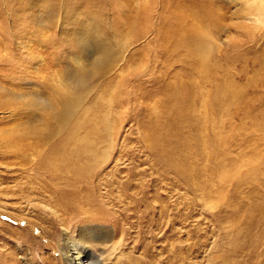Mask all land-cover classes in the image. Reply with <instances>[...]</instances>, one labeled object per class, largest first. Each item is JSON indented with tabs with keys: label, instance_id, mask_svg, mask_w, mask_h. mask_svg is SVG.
Masks as SVG:
<instances>
[{
	"label": "rangeland",
	"instance_id": "rangeland-1",
	"mask_svg": "<svg viewBox=\"0 0 264 264\" xmlns=\"http://www.w3.org/2000/svg\"><path fill=\"white\" fill-rule=\"evenodd\" d=\"M202 1L208 68L183 4L0 0V264H64V231L95 223L97 264H264V140L252 177L233 102L264 112V0ZM215 99L232 147L214 173Z\"/></svg>",
	"mask_w": 264,
	"mask_h": 264
},
{
	"label": "bare ground",
	"instance_id": "bare-ground-1",
	"mask_svg": "<svg viewBox=\"0 0 264 264\" xmlns=\"http://www.w3.org/2000/svg\"><path fill=\"white\" fill-rule=\"evenodd\" d=\"M165 1L169 6L171 3V8L174 10L177 7V3L183 4L184 6L185 4L189 7L192 6V9L188 8L187 10H185L186 7L183 6L184 11L182 10L181 12H179L182 23L186 24V25L182 24L183 26L182 29L185 30L186 32L188 30L189 31L188 36L190 37V39L193 41H196V43L198 44L197 50H198V55L200 57V61H202L205 64L206 68H208L207 66L209 64V57H210L209 49L211 48L208 49L207 45L212 40V37H211L212 31L215 29L217 30V27L219 25V21L215 17L216 13H218L215 6L213 4H210L202 0H165ZM201 1L203 2V4L201 3ZM189 2L190 4L188 5ZM247 8H250V7L247 6ZM250 10L254 11L253 8ZM255 10H257V8ZM199 17H202V18H199ZM255 19L259 21L257 18ZM203 24L205 25V27H201V25ZM184 38H187V37H184ZM184 38L179 39L180 40L179 42L182 46H186L188 44V41L184 40ZM103 41L105 43V39ZM242 94L243 93L235 94V98L233 102L236 104L237 110L246 111L244 116L245 118H247V120L250 123L248 127H246L245 125L246 127L245 130L247 131L244 133V136H243V138L246 140L244 141L247 143L246 145L247 148L249 147V149H247V152L244 154L246 158L248 155V158L245 161L243 160V162H246V164L250 166L248 167V171L253 172L250 174L252 177H255L257 176V172L259 169L256 165V162H254L256 161L255 160L256 156L257 155L259 156V148L256 147L255 144L257 143V140L258 141L261 139L262 141L264 140L263 139L264 112H262V110L255 109L253 105L247 100L246 95L245 94L242 95ZM227 100L232 103V96L230 95L228 98H225L224 103H226ZM212 104L214 105L215 109L214 111L210 112V121L213 122V124H211V127H212L211 135L206 133V129L208 128L205 127L202 130V132H200L198 135V143L200 144L199 145L200 147L201 145L204 144V147L208 149L206 153L209 159L211 160V165L208 167V169L212 170L215 173L219 170H223L225 166H227V164L224 163V161L229 160V159L231 160V157H229L228 154L230 153V149L232 147V144H231L232 138L230 137V133H228L229 127H231V125L228 123L227 118H229L230 114L225 112V110L224 112H222L220 109H216V107L219 108V105H220V103H218L216 99L212 101ZM241 105L243 106L242 109L240 108ZM67 110H68V104L66 105L64 111L66 112ZM235 112L238 113L239 111H235ZM203 152H205V149L203 151L202 149L200 150L201 157L205 155L203 154ZM234 159L235 158H232V160ZM110 232H111L110 229L106 225H102L100 223L91 224L90 227L89 225H85V227L79 230L78 237H74L73 234H71L69 230H65L64 231L65 245L61 249L62 250L61 254L64 260V264H97L98 258L93 256V253H91L89 249L90 247H88L89 245H86V244L89 241L96 240L97 238L101 236H106L110 234ZM76 240H79L82 244L78 245L76 243ZM29 264H32V262Z\"/></svg>",
	"mask_w": 264,
	"mask_h": 264
}]
</instances>
